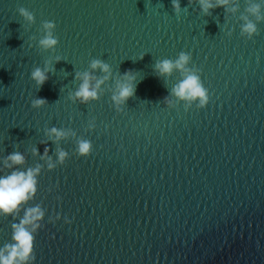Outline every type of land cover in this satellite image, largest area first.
I'll return each instance as SVG.
<instances>
[{"label":"water","instance_id":"water-1","mask_svg":"<svg viewBox=\"0 0 264 264\" xmlns=\"http://www.w3.org/2000/svg\"><path fill=\"white\" fill-rule=\"evenodd\" d=\"M210 2L205 11L200 0L179 9L172 0H0V162L20 152L15 168L41 165L25 205L44 210L34 264H264V0ZM47 21L57 43L45 49ZM181 52L209 90L204 108L171 95L185 73L154 67ZM37 67L48 68L42 86ZM85 71L90 85L102 82L82 103L70 97ZM125 72L135 92L117 105ZM52 127L67 135L50 138ZM80 140L90 155L77 154ZM12 170L0 163V175ZM12 222L0 216V245Z\"/></svg>","mask_w":264,"mask_h":264},{"label":"clouds","instance_id":"clouds-1","mask_svg":"<svg viewBox=\"0 0 264 264\" xmlns=\"http://www.w3.org/2000/svg\"><path fill=\"white\" fill-rule=\"evenodd\" d=\"M203 10L214 7L210 0H200ZM227 3V0H217V5L220 6ZM174 9H179V0H172ZM259 5H253L249 11L256 15L257 20L261 19L258 14ZM17 12L19 16L26 22H32L34 17L32 13L24 8L18 7ZM242 25V32L246 33L249 38L256 32V26L253 22L248 21ZM45 35L38 41L39 45L45 49L53 47L57 40L51 33L54 28V23L47 21L43 25ZM59 60V57H56ZM189 56L181 52L178 57L172 61L163 59L158 61L154 67L160 75H169L175 68L182 73H185L182 78L173 85L171 95L178 100L186 102L188 105L195 103L198 109L204 108L209 103V90L204 87L201 78L192 70L186 68ZM90 67L96 69L99 67L105 73L109 72V66L97 59H93ZM48 68H35L31 72V77L37 86H42L47 77ZM76 76L81 79L79 87L71 94L70 98L86 103L91 99H96L98 96L97 88L102 80H97L95 85H90V74L85 71L83 73H76ZM105 76L103 79H107ZM135 76L130 72L122 74V82L118 85V91L112 96L113 101L120 105L124 103L135 92ZM43 98H36L33 101V106H40L44 103ZM164 102L171 103L167 97ZM50 138H62L67 133L62 129L52 127L46 130ZM33 153H37V149L33 148ZM76 152L80 156H88L91 153V144L87 140H80L77 142ZM48 147L45 145L43 153H40L41 159H46L47 168L51 170L54 168V163L50 156L47 155ZM67 153L63 150L57 153V162L62 163ZM5 168H12L13 170L6 174L0 175V216H11L13 222L10 224L11 235L10 239L0 245V264H34V242L37 232L43 227L41 221L44 219V210L39 204L27 206L28 201L33 199L37 192V176L39 175L41 165L37 164L35 167L20 170L14 166L24 163V156L20 152H11L3 158L0 162ZM59 199V197H57ZM22 212V215L20 214ZM61 219V214L57 212L55 216H49V222L54 223ZM64 223H70L68 216L63 217Z\"/></svg>","mask_w":264,"mask_h":264}]
</instances>
